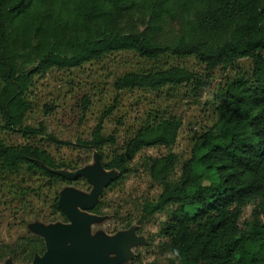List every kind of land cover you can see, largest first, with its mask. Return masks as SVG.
<instances>
[{"label": "trees", "instance_id": "1", "mask_svg": "<svg viewBox=\"0 0 264 264\" xmlns=\"http://www.w3.org/2000/svg\"><path fill=\"white\" fill-rule=\"evenodd\" d=\"M117 52L151 63L193 59L202 70L168 65L128 71L112 80L116 95L139 90L160 99L181 89L199 98L215 70L232 71L212 98L211 125L193 136L182 162L171 151L182 119L166 106L147 111L120 148L115 132L103 129L115 105L87 139L74 144L48 133L43 123H27L38 77L80 69ZM241 59L250 60L248 71L237 66ZM82 102L89 103L86 97ZM2 132H16L25 142L6 143L0 136V176L45 179L49 189L70 180L58 173L66 165L45 142L97 152L102 168L117 172L110 188L132 173L131 163L142 151L167 149L140 164L160 191L137 209L140 225L165 215L156 236L164 240L159 248L168 254L167 264H264V0H0ZM6 183L11 198L27 195L28 189L19 192ZM57 201L56 196L51 209L63 215ZM246 207L250 217L241 222ZM2 249L19 251L22 262L31 263L45 243L27 238ZM141 262L137 256L133 263Z\"/></svg>", "mask_w": 264, "mask_h": 264}, {"label": "rangeland", "instance_id": "2", "mask_svg": "<svg viewBox=\"0 0 264 264\" xmlns=\"http://www.w3.org/2000/svg\"><path fill=\"white\" fill-rule=\"evenodd\" d=\"M162 63L144 61L132 52H117L99 62L85 64L80 69L50 71L37 78L30 94L32 107L27 114V123L36 127L39 123H43L48 133L61 141L74 144L78 138L87 139L102 113L115 105L112 112L104 119L103 129L106 134L115 132L117 147L120 148L126 139L127 130L137 125L147 111L166 106L167 112L182 119V128L175 145L171 148L179 162H182L188 156L193 136L202 128L211 125L212 98L232 71L215 70L209 86L199 98L186 97L181 89L172 92L170 96L163 95L159 99L155 93L149 91H123L116 95L110 88L115 77L128 71L168 65L202 70L193 59L180 60L168 57ZM237 66L248 71L250 60L241 59L237 62ZM84 97L89 101L86 107L82 102ZM49 105H53L54 108L49 110ZM0 136L6 143L25 142L16 132H2ZM43 146L66 165L59 171L73 174L82 169L91 171L95 169L98 156L95 151L80 150L76 145L57 148L46 142ZM167 151L158 147L142 151L131 163L132 173L129 176L111 188L109 185L112 182H110L99 192L94 205V207L98 205V210L96 213H91L96 220L90 226V237L102 235L113 238L133 230L128 238L137 239V242L128 248L130 256L125 260H118L116 253L111 255L115 259V264H134L137 256L142 260L140 264L168 263V254L159 248V242L164 240L156 236L165 215L156 214L144 225L137 223L139 204L145 199L156 197L160 191L140 164L147 156L157 157ZM109 153L110 150L107 149V154ZM108 173L110 171L102 170L103 175ZM77 179L58 183L53 189H49L45 179L30 178L24 174L0 176V245L14 246L23 239L41 238L33 230L35 226L57 227L69 223L64 215L53 213L51 204L53 199L56 196L59 198L66 189L75 190L84 197L88 196L92 185L84 176ZM6 182L18 187L19 192L21 189H28L27 195L11 198ZM250 211L251 207L244 209L241 222L249 219ZM23 258V253L19 251L7 254V251L2 249L0 252V264H30L23 263Z\"/></svg>", "mask_w": 264, "mask_h": 264}, {"label": "water", "instance_id": "3", "mask_svg": "<svg viewBox=\"0 0 264 264\" xmlns=\"http://www.w3.org/2000/svg\"><path fill=\"white\" fill-rule=\"evenodd\" d=\"M102 170L97 156L93 171L82 169L73 174L58 171L70 181L86 177L92 190L86 197L72 189H66L59 195L58 208L69 223L33 228L44 240L45 250L41 255H35L30 264H115V259L111 257L113 253L120 261L130 256L128 248L137 242L136 238H128L133 230L113 238L89 235L90 226L96 220L90 211L97 202L99 192L117 177L114 170L107 175H103Z\"/></svg>", "mask_w": 264, "mask_h": 264}]
</instances>
